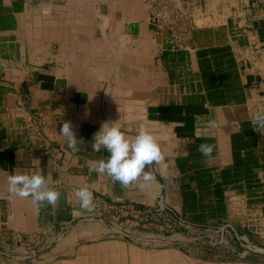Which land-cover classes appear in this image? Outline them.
<instances>
[{
	"label": "crops",
	"instance_id": "obj_1",
	"mask_svg": "<svg viewBox=\"0 0 264 264\" xmlns=\"http://www.w3.org/2000/svg\"><path fill=\"white\" fill-rule=\"evenodd\" d=\"M188 2L193 40L173 49L143 0H0V264H186L110 236L75 198L85 185L213 229L227 256L208 264H264V0ZM106 121L159 141L165 160L144 191L89 172L108 155L91 147ZM41 170L61 193L55 209L8 192L13 171Z\"/></svg>",
	"mask_w": 264,
	"mask_h": 264
},
{
	"label": "clouds",
	"instance_id": "obj_2",
	"mask_svg": "<svg viewBox=\"0 0 264 264\" xmlns=\"http://www.w3.org/2000/svg\"><path fill=\"white\" fill-rule=\"evenodd\" d=\"M68 141L73 152L78 151V141L70 122L65 121L59 132ZM91 147L94 152H107L106 158L89 162V172L106 175L114 183L118 182L122 188L135 185L144 191L155 180L153 168L164 160L157 138L147 129L140 128L135 136H129L119 121L103 122L100 129L94 133ZM212 146L202 144L199 151L205 158H211ZM39 164V161H38ZM8 192L13 197L30 198L39 210L42 207L56 208L61 197L60 191L49 185L48 178L43 171L20 173L13 171L7 177ZM75 198L81 210L92 212L94 209V195L89 186L85 185L75 190Z\"/></svg>",
	"mask_w": 264,
	"mask_h": 264
},
{
	"label": "rangeland",
	"instance_id": "obj_3",
	"mask_svg": "<svg viewBox=\"0 0 264 264\" xmlns=\"http://www.w3.org/2000/svg\"><path fill=\"white\" fill-rule=\"evenodd\" d=\"M102 205L103 207L100 208ZM107 205L116 207L110 210L106 208ZM122 205L130 206L131 204H116L104 197L94 199L96 215L106 216L108 234L126 243L129 247H136L142 251H138L139 253L145 256L147 253L151 255L170 253L176 258L179 253L185 259L186 264H208L211 259L215 261L216 258L223 260L219 262L226 261L227 248L215 243L211 244L213 243V229L212 231L211 228L200 229L187 222L181 225L176 217L180 216L177 211H175L176 216L165 214L163 217L154 216L147 220V211L152 209L151 207L133 205L136 210L141 211L139 217H136L127 207L122 209ZM58 235V241H62L66 232L61 230Z\"/></svg>",
	"mask_w": 264,
	"mask_h": 264
},
{
	"label": "built area",
	"instance_id": "obj_4",
	"mask_svg": "<svg viewBox=\"0 0 264 264\" xmlns=\"http://www.w3.org/2000/svg\"><path fill=\"white\" fill-rule=\"evenodd\" d=\"M143 3L148 12V22L159 32L169 33L173 49L191 44L195 21L188 0H143ZM115 207V205L106 206L110 210ZM124 207H127L136 217L141 214V211L136 210L133 205H122V209ZM165 214L176 216L175 211L162 202L158 207L147 211L146 218L148 220L154 216L163 217ZM176 217L181 225L186 224L182 217Z\"/></svg>",
	"mask_w": 264,
	"mask_h": 264
}]
</instances>
